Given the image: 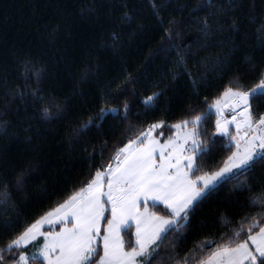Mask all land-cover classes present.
I'll use <instances>...</instances> for the list:
<instances>
[{
	"label": "trees",
	"instance_id": "16d2710c",
	"mask_svg": "<svg viewBox=\"0 0 264 264\" xmlns=\"http://www.w3.org/2000/svg\"><path fill=\"white\" fill-rule=\"evenodd\" d=\"M262 75L264 0H0V192L10 193L0 204V247L113 166L117 150L150 125L163 121L156 132L166 140L171 125ZM253 111L264 114V96ZM217 118L211 110L202 125L212 150L198 174L235 151L216 133ZM250 183L252 193L225 183L204 198L151 264H198L252 217L264 226V209L249 200L264 190V165ZM149 207L168 215L162 204ZM122 235L126 249L134 245L133 226Z\"/></svg>",
	"mask_w": 264,
	"mask_h": 264
},
{
	"label": "snow or ice",
	"instance_id": "6c2138e0",
	"mask_svg": "<svg viewBox=\"0 0 264 264\" xmlns=\"http://www.w3.org/2000/svg\"><path fill=\"white\" fill-rule=\"evenodd\" d=\"M29 71L26 64L24 75ZM159 95L154 93L144 102L150 103ZM223 96L233 115L231 120L222 119V105L216 101V133L228 137L236 151L222 167L198 174L200 161L212 150L201 139V128L210 118L213 106L208 113L171 125L176 135L164 143L152 137L153 131L164 127V122L152 124L147 132L117 150L115 168L109 164L104 171L97 170L85 187L0 247V264H4L5 253L13 254L10 259L15 264L33 261L39 264H151L169 233L182 235L181 230L190 222V213L194 214L199 203L220 185L233 183L234 190L252 193L250 177L258 164L264 165V114L256 115L253 111V101L264 96V75L255 87L247 90L229 87ZM56 108L61 110V105L57 104ZM128 110L125 104V113ZM43 114L50 115V109L45 107ZM237 115L241 120L236 119ZM93 123L94 120H89L85 127ZM231 124L238 134L235 137L229 131ZM241 126L243 135H240ZM158 134L165 135L163 131ZM9 198V192H0V204ZM249 200L252 206L264 209V190L253 193ZM149 201L161 202L168 215H156L147 208L141 212L139 205H147ZM105 213H110V218ZM133 222L134 245L126 249L121 231L132 227ZM69 223L71 227L67 226ZM58 224L64 225L59 232L42 231L45 225ZM242 233L245 238L241 240ZM234 238L201 258L198 264H264V226L260 220L252 217L246 228L241 224ZM29 248L36 250L30 252Z\"/></svg>",
	"mask_w": 264,
	"mask_h": 264
},
{
	"label": "rangeland",
	"instance_id": "374dc122",
	"mask_svg": "<svg viewBox=\"0 0 264 264\" xmlns=\"http://www.w3.org/2000/svg\"><path fill=\"white\" fill-rule=\"evenodd\" d=\"M243 127V126H242ZM147 130V129H146ZM157 131V129L154 131V133ZM231 133V132H230ZM153 134V133H152ZM175 135L176 134H173L171 137H175ZM234 137H235V135H233ZM237 136V135H236ZM153 138H156L155 137V135L154 136H152ZM170 138V137H169ZM160 140V142L161 143H164V142H166V140H162V139H159ZM241 143H243V141H241ZM234 144V143H233ZM235 151H236V148H235ZM234 151V152H235ZM113 168H115L116 166L115 165H113L112 166ZM102 171H104V170H102ZM150 202H152V203H157V204H162L161 202H159V201H156V202H153V201H149L148 203H147V205H145L144 203H141L140 205H139V208H140V211L141 212H143L144 210H145V208H147V210L150 212V213H154V212H152L151 211V209H150V207H149V205L150 204H152V203H150ZM163 205V204H162ZM53 211V210H52ZM154 214H156V213H154ZM105 215L107 216L108 215V217L110 218V213H105ZM156 215H158V214H156ZM162 216V215H161ZM68 227H71L72 226V224L71 223H69L68 225H67ZM103 226L104 225H102V228H103ZM64 227V225H54V226H49V225H45L44 226V228L42 229V231H45V232H48V231H57V232H59V231H61L62 230V228ZM127 228V227H126ZM125 229V228H124ZM133 233L135 234V226H134V222H133ZM121 235H122V231H121ZM123 236V235H122ZM124 239V238H123ZM134 241H135V239H134ZM36 249L35 248H31V251H35ZM13 264H15V263H13Z\"/></svg>",
	"mask_w": 264,
	"mask_h": 264
},
{
	"label": "crops",
	"instance_id": "0c3cea01",
	"mask_svg": "<svg viewBox=\"0 0 264 264\" xmlns=\"http://www.w3.org/2000/svg\"><path fill=\"white\" fill-rule=\"evenodd\" d=\"M219 101L221 102V105H222V111H223V117H221L222 119L223 118H227V119H229V120H231L230 118H228L227 117V115H226V110L228 109V107H227V102L225 101V98H224V96H222L220 99H219ZM216 103V102H215ZM215 103L212 105L213 107L211 108V110L214 112V113H216L215 112V107H214V105H215ZM238 121L239 120H241V118H239V119H237ZM229 131L231 132V135L233 136V135H238L237 134V132L235 131V125L234 124H231V125H229ZM173 134H176V130L174 129V133ZM155 135V137H156V139H161V137L158 135V133L156 132V133H153L152 134V136H154ZM240 135H243V127L241 126V132H240ZM226 137V136H225ZM228 138V137H227ZM150 203H152V202H150Z\"/></svg>",
	"mask_w": 264,
	"mask_h": 264
},
{
	"label": "built area",
	"instance_id": "2783aa9c",
	"mask_svg": "<svg viewBox=\"0 0 264 264\" xmlns=\"http://www.w3.org/2000/svg\"><path fill=\"white\" fill-rule=\"evenodd\" d=\"M243 109L241 108V109H237L236 111H237V113H239L240 111H242ZM226 115H227V117L228 118H232V115H233V112L231 111V109H228L227 110V112H226ZM239 118H241L239 115H237V117H236V119H239ZM150 127V126H149ZM149 129V128H148ZM148 129L146 130V132L148 131ZM152 133H154V131L152 132ZM116 156V155H115ZM113 165H115L116 166V161L115 160H113Z\"/></svg>",
	"mask_w": 264,
	"mask_h": 264
},
{
	"label": "bare ground",
	"instance_id": "6f19581e",
	"mask_svg": "<svg viewBox=\"0 0 264 264\" xmlns=\"http://www.w3.org/2000/svg\"><path fill=\"white\" fill-rule=\"evenodd\" d=\"M228 109H230V108H228ZM228 109H227V110H228ZM227 110H226V112H227ZM148 128H149V127H148ZM148 128H147V129H148Z\"/></svg>",
	"mask_w": 264,
	"mask_h": 264
}]
</instances>
